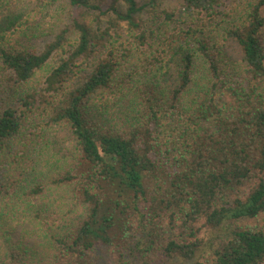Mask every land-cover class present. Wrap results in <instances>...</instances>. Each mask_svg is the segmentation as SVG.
Listing matches in <instances>:
<instances>
[{"label":"trees","instance_id":"16d2710c","mask_svg":"<svg viewBox=\"0 0 264 264\" xmlns=\"http://www.w3.org/2000/svg\"><path fill=\"white\" fill-rule=\"evenodd\" d=\"M162 2L0 0V264H264V0Z\"/></svg>","mask_w":264,"mask_h":264},{"label":"rangeland","instance_id":"374dc122","mask_svg":"<svg viewBox=\"0 0 264 264\" xmlns=\"http://www.w3.org/2000/svg\"><path fill=\"white\" fill-rule=\"evenodd\" d=\"M179 1L181 0H163L162 4L160 5V7H158L156 10H151V13H148V14H155L156 16L160 15L162 13V9H167L168 11L173 9L174 6H177L179 4ZM44 13L45 12H41L37 15V20H40L41 18H43L44 16ZM147 14V15H148ZM145 17V16H144ZM45 18V21H48L49 19L44 17ZM43 18V19H44ZM148 18H151V17H148ZM139 51H142V50H139ZM144 51V50H143ZM210 230L209 229H205L203 228L202 230V237H208L210 236ZM221 234V232H220ZM107 264H118L117 262V258H116V254L114 255H110V258H109V261Z\"/></svg>","mask_w":264,"mask_h":264}]
</instances>
